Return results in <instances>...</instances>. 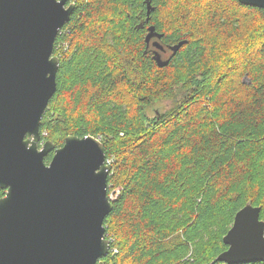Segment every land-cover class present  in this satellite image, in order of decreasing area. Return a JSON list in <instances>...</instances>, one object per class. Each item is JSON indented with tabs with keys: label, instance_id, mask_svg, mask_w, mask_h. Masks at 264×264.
<instances>
[{
	"label": "trees",
	"instance_id": "16d2710c",
	"mask_svg": "<svg viewBox=\"0 0 264 264\" xmlns=\"http://www.w3.org/2000/svg\"><path fill=\"white\" fill-rule=\"evenodd\" d=\"M72 1L39 132L56 147L91 135L113 159L107 183L120 192L96 264H225L215 259L235 213L249 202L264 221V10L151 0L146 22V0ZM150 25L163 49L186 40L164 66Z\"/></svg>",
	"mask_w": 264,
	"mask_h": 264
},
{
	"label": "water",
	"instance_id": "95a60500",
	"mask_svg": "<svg viewBox=\"0 0 264 264\" xmlns=\"http://www.w3.org/2000/svg\"><path fill=\"white\" fill-rule=\"evenodd\" d=\"M67 1L0 0V264H96L109 253L103 220L113 202L103 144L69 134L59 147L48 139L39 148L40 122L56 91L54 41L75 6ZM237 1L264 10V0ZM145 2L147 22L154 7ZM161 36L148 26L146 46ZM184 42L169 45L171 54ZM152 45L157 64H168L158 40ZM259 212L247 202L235 213L216 261H264Z\"/></svg>",
	"mask_w": 264,
	"mask_h": 264
},
{
	"label": "built area",
	"instance_id": "2783aa9c",
	"mask_svg": "<svg viewBox=\"0 0 264 264\" xmlns=\"http://www.w3.org/2000/svg\"><path fill=\"white\" fill-rule=\"evenodd\" d=\"M42 144H43V142H42ZM112 162H113V159L111 157L110 158H108V157L104 158V163L107 167V175L110 173V165ZM109 188H112V186L107 183V196H108V199L113 202L115 200L116 196L118 195L117 189H119V188L111 189V190H109ZM105 237L109 240V243L112 241V238L107 237V234H105Z\"/></svg>",
	"mask_w": 264,
	"mask_h": 264
},
{
	"label": "flooded vegetation",
	"instance_id": "af4514ba",
	"mask_svg": "<svg viewBox=\"0 0 264 264\" xmlns=\"http://www.w3.org/2000/svg\"><path fill=\"white\" fill-rule=\"evenodd\" d=\"M72 2V1H71ZM67 5H69V4H67ZM155 40V38H152L151 40H150V42H152V41H154ZM166 48V47H165ZM149 49L153 52V46L150 44V46H149ZM160 51V53H161V56H162V58H168L169 57V55L171 54V51H170V49L169 48H166L165 49V51H162V50H159ZM52 155H53V153H52Z\"/></svg>",
	"mask_w": 264,
	"mask_h": 264
},
{
	"label": "rangeland",
	"instance_id": "374dc122",
	"mask_svg": "<svg viewBox=\"0 0 264 264\" xmlns=\"http://www.w3.org/2000/svg\"><path fill=\"white\" fill-rule=\"evenodd\" d=\"M72 1V0H71ZM161 110V105L159 106V105H154V106H152L151 108H150V114L152 115V114H154V113H157L158 111H160ZM41 138V137H40ZM99 139V138H98ZM42 142H44V140L42 141ZM42 144V143H41ZM40 148V147H39ZM118 187L116 186V189H117ZM118 190V195H119V192H120V189H117ZM117 195V196H118ZM117 196H116V198H117ZM115 198V199H116Z\"/></svg>",
	"mask_w": 264,
	"mask_h": 264
},
{
	"label": "bare ground",
	"instance_id": "6f19581e",
	"mask_svg": "<svg viewBox=\"0 0 264 264\" xmlns=\"http://www.w3.org/2000/svg\"><path fill=\"white\" fill-rule=\"evenodd\" d=\"M72 2H73V1H72ZM72 2H71V3H72ZM73 3H74V2H73ZM178 42H180V41H178ZM178 42H177V43H178ZM175 44H176V43H175ZM173 45H174V44H173Z\"/></svg>",
	"mask_w": 264,
	"mask_h": 264
}]
</instances>
